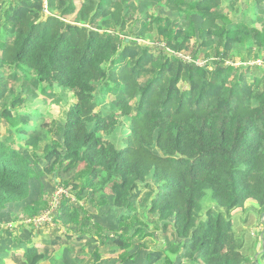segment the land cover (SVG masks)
<instances>
[{
    "label": "trees",
    "instance_id": "1",
    "mask_svg": "<svg viewBox=\"0 0 264 264\" xmlns=\"http://www.w3.org/2000/svg\"><path fill=\"white\" fill-rule=\"evenodd\" d=\"M158 7L0 0V213H41L42 175L78 203L66 234L15 235L0 264H264V0ZM60 89L63 120L42 113Z\"/></svg>",
    "mask_w": 264,
    "mask_h": 264
},
{
    "label": "rangeland",
    "instance_id": "2",
    "mask_svg": "<svg viewBox=\"0 0 264 264\" xmlns=\"http://www.w3.org/2000/svg\"><path fill=\"white\" fill-rule=\"evenodd\" d=\"M158 1L159 0H139L140 4H141V9L143 11V13L145 14V12L147 11V9H151L153 11H156L158 7ZM160 9V8H159ZM249 19V13L248 15H241V17L238 20H245L247 21ZM60 92V96H62V100L60 102V104L56 107H48L51 106L49 105L52 102V99H49V102L47 104H44L42 102H37L35 101V103L32 105L33 108H41L44 109L45 107H48V109L46 111H43V114H48L53 118H58L59 120H63V118L65 117L66 111L68 110V108L71 106L72 104V94L70 92L64 93L62 94V90H59ZM123 120V119H122ZM122 126L118 127V131H116L115 135L112 136V140L117 143L118 145H122V138L127 134L128 130V125H129V121H124V123H122ZM4 131V128L2 129ZM153 150L155 151V148H153ZM42 162H38L36 163V168L38 170H40L42 168ZM57 186V183L55 182L53 176L50 175H46L43 176L38 180L35 181L33 184V191H32V196L36 197L40 191H41V187H43V190L45 192V197L48 199L50 197V195L52 194L53 190L55 189V187ZM74 197V196H73ZM75 198V197H74ZM76 199L74 201V203H76ZM25 203V202H24ZM78 203H76L77 205ZM13 209H11L10 211L6 212H2L0 213V235L2 236V234L4 233L3 231L8 230V228L6 229V227L4 226L8 221H13V222H18L19 220L15 218V215L13 214L14 211H12ZM104 209L102 210V212L99 215H94L92 217V220L95 222L96 227L97 225L100 226V224H113L112 222L116 220L113 219V217L111 215H107L104 214ZM83 212V211H82ZM110 214V213H109ZM111 222V223H110ZM108 225V226H109ZM25 228L23 227L22 230H24ZM260 229H262L259 226H252L251 231H252V235H253V239H259L261 237V234H259V232L261 231ZM257 230H260L257 232ZM44 233V232H43ZM5 234V233H4ZM46 234V233H45ZM56 234V233H55ZM51 236V234H47V237ZM264 236V233H263ZM3 236L0 238V242L2 240ZM3 239H6L5 237ZM42 238H38L37 240H41ZM26 240H28L25 236L23 238V240H21V245L23 243L26 242ZM3 245L0 244V248ZM258 246H261V243L258 244ZM145 253L141 252V257L138 261L137 264H143L142 258L144 257ZM60 256H64L67 257V251H59V253L57 254V259H59ZM69 259V258H68ZM65 264L64 262H59L57 263V261H53V260H47L42 262L41 264ZM106 264H115V262H111V263H106Z\"/></svg>",
    "mask_w": 264,
    "mask_h": 264
},
{
    "label": "built area",
    "instance_id": "3",
    "mask_svg": "<svg viewBox=\"0 0 264 264\" xmlns=\"http://www.w3.org/2000/svg\"><path fill=\"white\" fill-rule=\"evenodd\" d=\"M46 3L47 1H45V6ZM46 12V14H49L48 10H46ZM197 63L200 65L203 64L202 61H198ZM65 199H71L72 202L75 201L69 188L64 185H57L48 198L47 207L41 213L32 217H24L19 222L8 221L4 226L6 229L8 228L10 232L16 229L18 225H23L35 231L43 230L46 234H51L53 232H56V234H66L68 229L56 222L60 207Z\"/></svg>",
    "mask_w": 264,
    "mask_h": 264
},
{
    "label": "crops",
    "instance_id": "4",
    "mask_svg": "<svg viewBox=\"0 0 264 264\" xmlns=\"http://www.w3.org/2000/svg\"><path fill=\"white\" fill-rule=\"evenodd\" d=\"M40 162H42V164L44 165L43 161H40ZM43 165H42V167H43ZM32 198H35V197L32 196ZM25 203H26V202H25ZM9 210H10V209H9ZM9 210H7L6 212H8ZM15 211H16V210H15ZM13 214L15 215V212H13ZM20 220H21V219H20ZM20 220H19V221H20ZM19 221H18V222H19ZM11 222H13V221H11ZM23 227L25 228L24 230H22ZM31 230H33V229H31L30 227H27V226H23V225H18L17 228L14 229V230H12L11 232H10L9 230H5V231H3L5 234L3 233L2 236H3V238L5 237L6 239H3V238H2L0 244H2L3 247L8 248V247L12 244V243H11V239H12L13 237H15V235H21L22 237H20V238H22V239L24 238V236H25L27 239H29L30 237H28V236H29ZM35 232H36V231H35ZM9 234H11V235H9ZM2 236L0 235V238H1ZM8 236H11V237H8ZM38 238H42V239H41L42 241L44 240V238H47V234H45V231H44V233L41 232V233L37 234V236H36L35 239H34L36 242L42 243V241L37 240Z\"/></svg>",
    "mask_w": 264,
    "mask_h": 264
}]
</instances>
